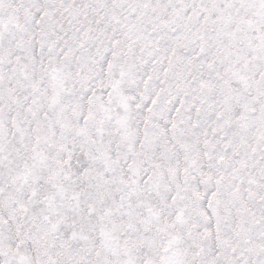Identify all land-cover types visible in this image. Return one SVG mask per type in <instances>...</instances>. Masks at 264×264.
Instances as JSON below:
<instances>
[{"label":"snow or ice","instance_id":"snow-or-ice-1","mask_svg":"<svg viewBox=\"0 0 264 264\" xmlns=\"http://www.w3.org/2000/svg\"><path fill=\"white\" fill-rule=\"evenodd\" d=\"M0 264H264V0H0Z\"/></svg>","mask_w":264,"mask_h":264}]
</instances>
